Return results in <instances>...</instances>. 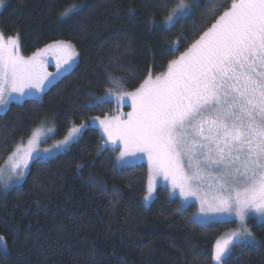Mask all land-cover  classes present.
<instances>
[{
  "label": "trees",
  "instance_id": "obj_1",
  "mask_svg": "<svg viewBox=\"0 0 264 264\" xmlns=\"http://www.w3.org/2000/svg\"><path fill=\"white\" fill-rule=\"evenodd\" d=\"M177 2L5 0L0 31L19 35L22 54L62 40L71 42L79 56L72 70L38 101L11 102L0 113V165L45 117L54 119L56 135L61 137L72 124L111 115L113 102L86 107L94 103L90 94L103 96L111 86L108 73L121 78L131 91L149 68L154 74L164 71L174 58L170 41L187 35L188 41L178 45L182 52L210 26L201 24L209 0H185L192 5L191 14L172 26L164 25L165 5ZM213 2L223 5L230 0ZM72 3L86 7L74 18L60 21V11ZM194 25L199 26L195 36ZM104 140L96 127L86 129L66 153L32 163L20 186L8 191L0 187V236L6 242L0 245V264H213L215 241L234 223L195 222L193 207L182 208L164 186H158L154 199L144 205L147 165L118 167L114 149L101 147ZM90 175L107 191L89 183ZM247 223L259 246L235 247L226 264H264V227L254 217Z\"/></svg>",
  "mask_w": 264,
  "mask_h": 264
},
{
  "label": "snow or ice",
  "instance_id": "obj_2",
  "mask_svg": "<svg viewBox=\"0 0 264 264\" xmlns=\"http://www.w3.org/2000/svg\"><path fill=\"white\" fill-rule=\"evenodd\" d=\"M209 2L201 24L210 26L182 52L178 45L188 41L187 35L181 33L170 41L174 58L168 60L164 71L154 74L149 68L131 91L121 78L108 73L111 86L105 94H90L94 103L86 107L114 101L118 114L72 124L63 139L50 148L38 145L56 129L32 130L26 145L21 142L8 156L7 167L0 166L3 187L19 185L32 163L69 151L84 131L97 127L98 122L106 137L101 147L119 149L116 159L120 167L146 158L145 204L162 178L169 197L180 199L181 207L193 200L199 202L195 222L239 223L237 230L216 240L215 264H226L225 258L235 247L259 246L247 220L254 217L264 227V0H230L223 5ZM3 6L4 0H0ZM85 7L83 3L69 4L58 19H72ZM165 10L162 23L172 26L191 14L192 5L178 0L175 6L165 5ZM197 32L199 26L194 25L192 35ZM49 55L55 59V73L47 71ZM78 56L71 42L58 40L26 57L19 35L6 36L0 31V113L6 112L11 102L38 101L72 70ZM121 104L129 105L131 111L119 112ZM89 183L107 191L94 175L89 176ZM113 194L119 196V191L113 189ZM0 245L6 246L3 236Z\"/></svg>",
  "mask_w": 264,
  "mask_h": 264
},
{
  "label": "rangeland",
  "instance_id": "obj_3",
  "mask_svg": "<svg viewBox=\"0 0 264 264\" xmlns=\"http://www.w3.org/2000/svg\"><path fill=\"white\" fill-rule=\"evenodd\" d=\"M4 4H5V0H4ZM2 7H0V9H1ZM55 42V41H54ZM52 43V42H51ZM46 46V45H45ZM44 46V47H45ZM44 47H42V48H44ZM41 49V48H40ZM24 55V54H23ZM31 55V54H30ZM30 55H24V56H30ZM78 61V60H77ZM47 71L48 72H52V73H55L56 72V67H55V59L51 56V55H49V63L47 64ZM57 81V80H56ZM43 94V93H42ZM42 94H41V96H40V98L42 97ZM113 103H114V106H115V110H114V112L111 114V115H107V116H112V115H116V114H118V112H117V108H118V106H117V104L113 101ZM124 106H127L129 109H124ZM128 111H131V108H130V106L129 105H127V104H121V105H119V112H121V113H127ZM105 116H101V117H99V118H101V119H103ZM92 119V118H91ZM81 124V123H80ZM76 125H79V124H76ZM37 127H45V128H47V127H52V128H54V129H56V126H55V122H54V119H52L51 117H45V118H43V120L38 124V125H36L32 130H34L35 128H37ZM98 130H99V132L101 133V135L104 137V135H103V132H102V130L99 128V126H98V122H97V127H96ZM67 134V132L63 135V136H61V137H58L57 135H56V131L54 132V134H50V138H48L45 142H41L39 145H38V147L39 148H41V149H43V148H50L54 143H56L57 141H59V140H61V139H63V137L65 136ZM31 137V133H30V135L28 136V137H26V138H24L23 139V141H22V139L21 140H19L15 145H14V147H13V149L11 150V152L9 153V155L14 151V149H15V147L18 145V144H20L21 142H23L25 145H26V143H27V140L29 139ZM104 139H106V137H104ZM118 154H119V149L118 148H114V162H115V164L118 166V167H120L119 166V164H118V162H117V159H116V157L118 156ZM8 155V156H9ZM57 155V154H56ZM56 155H54V156H56ZM8 156L6 157V159L4 160V162L0 165V166H5V167H7L6 165H5V161L8 159ZM137 163H145L146 165H147V162H146V158L144 159V160H138V161H136L134 164H137ZM133 164V165H134ZM147 167H148V165H147ZM25 177H26V175H25ZM24 177V178H25ZM160 179V186H163L164 184H166V182L165 181H163V179L162 178H159ZM24 180V179H23ZM22 183V182H21ZM21 183L19 184V185H16V186H10V187H8L7 189H5L4 187H3V182L2 181H0V187H1V190L2 191H8V190H10V189H12V188H15V187H18V186H20L21 185ZM156 190H157V188H156ZM155 194H156V191H155V193H154V195H153V198L151 199V201L154 199V197H155ZM179 201H180V199H178ZM151 201H149L147 204H145L144 202H143V199H142V202L144 203V205H149L150 203H151ZM180 203H181V201H180ZM189 206H192L193 207V212H192V214H191V217L193 218V220L195 221V218H196V214L198 213V211H199V202L198 201H195V200H193V202L190 204V205H188V206H186V207H189ZM186 207H182V208H186ZM250 218V217H249ZM255 222H257L256 220H255ZM208 223H211V222H208ZM208 223H200V224H208ZM234 223V225L232 226V227H230V228H228V229H226L217 239H222V238H224V237H226L227 236V234L230 232V231H232V230H237L238 228H239V223L238 222H233ZM249 226V225H248ZM216 242V241H215ZM214 245H215V243H214ZM213 249H214V247H213ZM213 264H215V261L213 260Z\"/></svg>",
  "mask_w": 264,
  "mask_h": 264
}]
</instances>
